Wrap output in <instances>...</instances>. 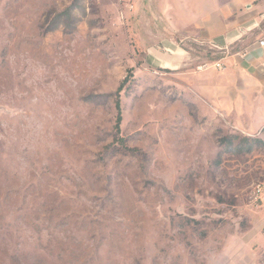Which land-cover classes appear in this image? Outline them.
<instances>
[{
  "label": "rangeland",
  "instance_id": "1",
  "mask_svg": "<svg viewBox=\"0 0 264 264\" xmlns=\"http://www.w3.org/2000/svg\"><path fill=\"white\" fill-rule=\"evenodd\" d=\"M165 5L0 0V264H264V129L149 62Z\"/></svg>",
  "mask_w": 264,
  "mask_h": 264
},
{
  "label": "crops",
  "instance_id": "2",
  "mask_svg": "<svg viewBox=\"0 0 264 264\" xmlns=\"http://www.w3.org/2000/svg\"><path fill=\"white\" fill-rule=\"evenodd\" d=\"M209 1L166 0L164 25L148 31L147 57L156 67L178 72L195 102L209 105L213 117L257 134L264 129V0ZM139 37L144 41L146 35ZM217 62L225 69L197 70Z\"/></svg>",
  "mask_w": 264,
  "mask_h": 264
},
{
  "label": "built area",
  "instance_id": "3",
  "mask_svg": "<svg viewBox=\"0 0 264 264\" xmlns=\"http://www.w3.org/2000/svg\"><path fill=\"white\" fill-rule=\"evenodd\" d=\"M260 45L264 46V40L260 41ZM215 68L217 70H223L224 66L221 62H217L214 64H204L197 68L198 71H204L208 69ZM254 204L260 207L264 211V182L259 183L255 186L253 192Z\"/></svg>",
  "mask_w": 264,
  "mask_h": 264
},
{
  "label": "trees",
  "instance_id": "4",
  "mask_svg": "<svg viewBox=\"0 0 264 264\" xmlns=\"http://www.w3.org/2000/svg\"><path fill=\"white\" fill-rule=\"evenodd\" d=\"M117 108L119 110L118 121L120 123L121 120H122V115H121V110H120L121 109L120 103L117 104ZM256 142L259 143V144H263L264 145V142H261V140H256Z\"/></svg>",
  "mask_w": 264,
  "mask_h": 264
}]
</instances>
